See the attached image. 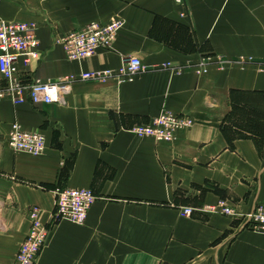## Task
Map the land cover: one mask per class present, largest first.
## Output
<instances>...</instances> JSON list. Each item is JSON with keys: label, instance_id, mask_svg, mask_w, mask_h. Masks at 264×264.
Wrapping results in <instances>:
<instances>
[{"label": "crops", "instance_id": "crops-1", "mask_svg": "<svg viewBox=\"0 0 264 264\" xmlns=\"http://www.w3.org/2000/svg\"><path fill=\"white\" fill-rule=\"evenodd\" d=\"M114 20L124 26L113 48L86 60L55 43ZM0 21L35 25L41 56L19 64L25 85L128 57L146 67L131 82L78 80L64 103L0 102V263L14 262L32 208L51 222L64 187L92 190L96 203L84 225L53 226L36 264H264V234L245 222L264 204V0H0ZM208 55L224 64L200 76ZM163 110L194 126L170 144L130 132ZM14 123L45 136L43 155L8 146ZM220 200L237 217L200 212Z\"/></svg>", "mask_w": 264, "mask_h": 264}, {"label": "built area", "instance_id": "built-area-1", "mask_svg": "<svg viewBox=\"0 0 264 264\" xmlns=\"http://www.w3.org/2000/svg\"><path fill=\"white\" fill-rule=\"evenodd\" d=\"M123 26L121 20H114L108 24L94 22L57 37L55 43L63 48L69 61H82L93 57L99 50L112 49ZM40 56V44L34 24L0 21V74L5 83L0 88V102L9 98L15 105L26 102L35 106L64 103L72 85L78 80L131 82L146 71L141 59L128 57L117 70L107 69L71 75L55 82L36 80L30 85H25L19 74V64L28 67ZM222 64H224L222 58L208 55L202 57L194 70L198 75L205 76L213 67ZM170 67V64L164 66L166 69ZM193 126L194 120L190 116L163 110L149 124L136 126L130 132L138 138H150L157 144H170L179 132L189 130ZM7 144L15 152H25L34 156H41L46 151L45 136L42 133L25 131L19 123L12 125ZM96 200L97 196L89 189H58L54 215L49 223L42 221L39 208H32L28 214L30 223L28 234L12 264H36L53 226L62 221L84 225ZM195 211L193 208L183 209L184 215L188 217ZM200 212L230 218L238 215L233 204L227 200H220L215 205H206ZM245 222L248 229L264 234V204L255 205L253 210L245 215Z\"/></svg>", "mask_w": 264, "mask_h": 264}, {"label": "trees", "instance_id": "trees-1", "mask_svg": "<svg viewBox=\"0 0 264 264\" xmlns=\"http://www.w3.org/2000/svg\"><path fill=\"white\" fill-rule=\"evenodd\" d=\"M73 165V161L72 162H68L67 165L65 166V168L63 169L62 173H61V176H60V180L64 181L66 180L69 172H70V169ZM64 187H62L63 189Z\"/></svg>", "mask_w": 264, "mask_h": 264}]
</instances>
